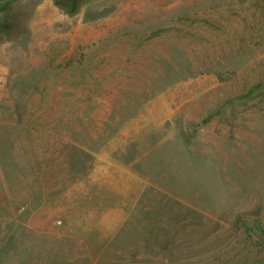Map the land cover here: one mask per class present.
<instances>
[{"label": "rangeland", "instance_id": "1", "mask_svg": "<svg viewBox=\"0 0 264 264\" xmlns=\"http://www.w3.org/2000/svg\"><path fill=\"white\" fill-rule=\"evenodd\" d=\"M0 8V264H264V0Z\"/></svg>", "mask_w": 264, "mask_h": 264}, {"label": "crops", "instance_id": "2", "mask_svg": "<svg viewBox=\"0 0 264 264\" xmlns=\"http://www.w3.org/2000/svg\"><path fill=\"white\" fill-rule=\"evenodd\" d=\"M119 216H120V215H119ZM121 223H122V220H121V217H119V222L117 223V226H118V227L114 226V227H112L111 229H106L107 231H105V236H107V235L110 234V233L115 232V231L119 228V226L121 225ZM38 231H40V230H38Z\"/></svg>", "mask_w": 264, "mask_h": 264}, {"label": "trees", "instance_id": "3", "mask_svg": "<svg viewBox=\"0 0 264 264\" xmlns=\"http://www.w3.org/2000/svg\"><path fill=\"white\" fill-rule=\"evenodd\" d=\"M0 10H1V8H0ZM8 28H9V26L7 24H5V25L2 26V29H4V30L5 29L7 30Z\"/></svg>", "mask_w": 264, "mask_h": 264}]
</instances>
